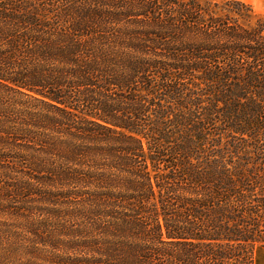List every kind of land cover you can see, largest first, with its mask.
<instances>
[{"label": "trees", "instance_id": "obj_1", "mask_svg": "<svg viewBox=\"0 0 264 264\" xmlns=\"http://www.w3.org/2000/svg\"><path fill=\"white\" fill-rule=\"evenodd\" d=\"M220 4L0 0V264H255L264 22Z\"/></svg>", "mask_w": 264, "mask_h": 264}, {"label": "rangeland", "instance_id": "obj_2", "mask_svg": "<svg viewBox=\"0 0 264 264\" xmlns=\"http://www.w3.org/2000/svg\"><path fill=\"white\" fill-rule=\"evenodd\" d=\"M212 1H215L217 3H223L224 1H230V0H212ZM233 1H239V2L245 3L246 5H249L253 10L254 16L250 15L246 11H242V10L239 12V15H236V14L234 15L232 13V11H234V10H232L228 6H223L222 4H220L218 7H212V10H213L212 13L208 12L205 15V18L208 19L210 16H214L216 18L225 19V15H226V17H230L231 19H235L236 17H238L239 23L245 29L255 28V27L258 28L261 25H263V22H264V0H233ZM229 132H231V131H229ZM234 135H236V134H233L232 132L230 134L226 135V137H228V139H225V141L228 144L225 146V148L227 149L228 153H232L233 151H235L236 145L240 147L241 144H239V143L243 142L241 140H236V139H240L242 137L234 136ZM245 139H247V138H245ZM249 143H250V141H245L243 146L241 147V149H243L247 146L250 147L251 144H249ZM255 258H256L257 264H264V248L263 247L258 246L256 248Z\"/></svg>", "mask_w": 264, "mask_h": 264}, {"label": "crops", "instance_id": "obj_3", "mask_svg": "<svg viewBox=\"0 0 264 264\" xmlns=\"http://www.w3.org/2000/svg\"><path fill=\"white\" fill-rule=\"evenodd\" d=\"M255 264H257L256 258H255Z\"/></svg>", "mask_w": 264, "mask_h": 264}]
</instances>
